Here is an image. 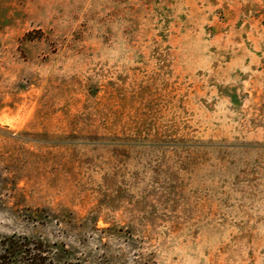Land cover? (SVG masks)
Masks as SVG:
<instances>
[{
	"label": "rangeland",
	"instance_id": "1",
	"mask_svg": "<svg viewBox=\"0 0 264 264\" xmlns=\"http://www.w3.org/2000/svg\"><path fill=\"white\" fill-rule=\"evenodd\" d=\"M60 263L264 264V0H0V238Z\"/></svg>",
	"mask_w": 264,
	"mask_h": 264
},
{
	"label": "trees",
	"instance_id": "2",
	"mask_svg": "<svg viewBox=\"0 0 264 264\" xmlns=\"http://www.w3.org/2000/svg\"><path fill=\"white\" fill-rule=\"evenodd\" d=\"M0 264H79L52 259L34 240L24 235L0 238Z\"/></svg>",
	"mask_w": 264,
	"mask_h": 264
}]
</instances>
